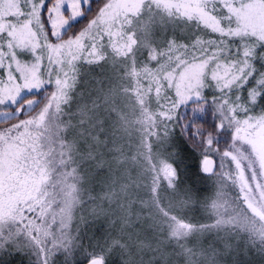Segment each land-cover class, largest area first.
<instances>
[{"label":"snow or ice","instance_id":"snow-or-ice-1","mask_svg":"<svg viewBox=\"0 0 264 264\" xmlns=\"http://www.w3.org/2000/svg\"><path fill=\"white\" fill-rule=\"evenodd\" d=\"M208 89L223 150L174 115L189 101L205 113ZM8 121L0 252L29 264H56L57 253L63 264H109L113 252L122 264L264 256V0H0ZM137 126L133 151L123 141ZM188 147L202 157L195 165ZM204 180L214 191L201 199ZM197 205L209 222L188 215ZM101 217L110 230L88 235Z\"/></svg>","mask_w":264,"mask_h":264},{"label":"rangeland","instance_id":"rangeland-1","mask_svg":"<svg viewBox=\"0 0 264 264\" xmlns=\"http://www.w3.org/2000/svg\"><path fill=\"white\" fill-rule=\"evenodd\" d=\"M83 26L84 25L82 23L78 24L76 27L73 28V31H77L79 28ZM81 71H82L83 79L90 78L87 75H85L89 72V66L85 65ZM83 79L81 80L80 84H78L77 89L75 91L79 92L82 89ZM205 94L208 96V102L203 105L206 109L205 113L203 114L197 113L194 116L192 113V108L195 107L196 105L193 104L192 101H189L188 104L180 106L174 115L180 118L182 124L194 123L195 127L199 128L201 131L205 133H213L214 147H219L221 150H223L227 146L226 141L229 140V137L219 132H214L213 126L215 124H218L219 120L213 114V108H212V102H211V97L213 93L210 89H208V90H205ZM30 98L35 99L37 97H30ZM256 111H259V108H257ZM15 122L16 121L11 122V123H15ZM7 125L8 124L6 125L0 124V127H6ZM134 128L129 130V133L126 134L124 141H123L125 145H131L132 148H134L133 147L134 145L138 147L139 140H140V133L138 130V126ZM178 131L179 129L177 128V134H175L174 138L177 141H181V138L178 135ZM184 137H188V133H185ZM197 140H199V137H197ZM185 154L189 159H192L195 156L197 160L196 163H198L202 159L199 152H195L193 155H190L187 153ZM209 155L213 159H215L216 164L219 165V162H220L219 154L216 152H210ZM144 183H150V177H148L144 181ZM95 187H96V191L99 192L100 186L97 184ZM196 187L201 189V191L199 192V196L201 197V199L211 195L212 192L214 191V187H213L211 180H204L202 182H198ZM235 191H236L235 189H232L230 190L229 194L231 195ZM145 193H146V189H142L140 192L141 196H145ZM113 208H115V205H113ZM188 215L194 221L209 222L207 221V214L203 211V209L199 205H197V207L193 211L189 212ZM109 219H115V217L110 216ZM142 229L144 230L143 232L144 235L149 236V237L152 236L151 231L148 230L147 224L142 225ZM108 230H110L109 221L104 219L103 217L95 220L93 223H90L88 225V232H89L88 235L95 234L96 236L99 237V236H103L105 232ZM112 234L117 235L118 233L116 231H113ZM241 247H243V241H241ZM111 256L113 257V260L115 261L114 264H122L121 256L118 252H113ZM82 259L83 257L78 255L76 259V264L79 261H82ZM176 259L179 262V264H182V258L177 257ZM242 259L246 260L247 264H264V256L259 255L258 253L255 252V250H249L248 255L246 257H242ZM63 260H64V256L61 253H57L55 256L56 264H63ZM226 262L227 264H231V258L230 257L226 258ZM0 264H29V257L25 255L24 253H19L15 251L0 252Z\"/></svg>","mask_w":264,"mask_h":264},{"label":"trees","instance_id":"trees-1","mask_svg":"<svg viewBox=\"0 0 264 264\" xmlns=\"http://www.w3.org/2000/svg\"><path fill=\"white\" fill-rule=\"evenodd\" d=\"M11 122H14V121H8V122H6V123H0V124H8V123H11ZM135 129V128H134ZM136 130V129H135ZM176 134H177V130H176ZM181 138V137H180ZM181 140H187V137H182L181 138ZM139 146V145H138ZM134 148H132L133 149V151H135L136 150V148H137V146H133ZM186 153L187 154H190V155H193L194 153L192 152V150H191V148L190 147H188L187 149H186ZM188 161L190 162V163H192L193 165L194 164H196V162H197V160H196V157L194 156L192 159H189L188 158ZM89 233V232H88ZM84 261V259H82V261H79L78 263H81V262H83ZM114 260H113V257L112 256H110V258H109V264H114Z\"/></svg>","mask_w":264,"mask_h":264},{"label":"water","instance_id":"water-1","mask_svg":"<svg viewBox=\"0 0 264 264\" xmlns=\"http://www.w3.org/2000/svg\"><path fill=\"white\" fill-rule=\"evenodd\" d=\"M212 158V157H211ZM213 159V158H212ZM214 161H215V159H213ZM77 264H84V261L83 262H81V263H77Z\"/></svg>","mask_w":264,"mask_h":264}]
</instances>
